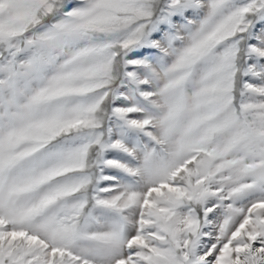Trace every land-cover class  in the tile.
I'll return each instance as SVG.
<instances>
[{
    "label": "snow or ice",
    "instance_id": "6c2138e0",
    "mask_svg": "<svg viewBox=\"0 0 264 264\" xmlns=\"http://www.w3.org/2000/svg\"><path fill=\"white\" fill-rule=\"evenodd\" d=\"M0 264H264V0H0Z\"/></svg>",
    "mask_w": 264,
    "mask_h": 264
}]
</instances>
